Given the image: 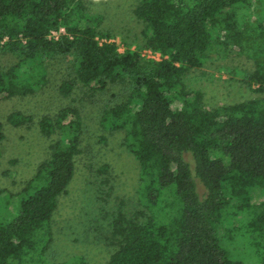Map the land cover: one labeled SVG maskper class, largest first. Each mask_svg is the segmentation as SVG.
<instances>
[{"label": "trees", "instance_id": "obj_1", "mask_svg": "<svg viewBox=\"0 0 264 264\" xmlns=\"http://www.w3.org/2000/svg\"><path fill=\"white\" fill-rule=\"evenodd\" d=\"M255 1L259 12L249 19L240 9L251 0H136L133 12L143 26L138 46L160 53L152 58L129 42L119 50L108 33L86 23L83 0H0V56L16 58L0 64V99L42 89L53 63L67 70L59 84L63 95L78 83L92 90L112 83L123 88L125 99L104 107L100 123L123 130L122 143L139 164V196L147 214L111 222L117 248L106 264H243L219 235L232 197L239 200L235 210H246L247 227L264 250V198L250 203L252 188L264 185V0ZM231 52L252 60L241 81L261 95L207 107L201 90L189 87L184 75L213 53ZM7 117L14 125L33 120L21 111ZM38 124L60 139L23 187L16 212L0 219V264L20 259L37 229L50 227L58 197L75 173L83 129L79 109L64 105ZM4 136L0 120V140ZM36 178L43 182L29 192Z\"/></svg>", "mask_w": 264, "mask_h": 264}, {"label": "rangeland", "instance_id": "obj_2", "mask_svg": "<svg viewBox=\"0 0 264 264\" xmlns=\"http://www.w3.org/2000/svg\"><path fill=\"white\" fill-rule=\"evenodd\" d=\"M83 1L88 13L86 23L103 34L108 33L119 50L123 51L129 42V47L138 48L146 57H160L159 52L138 46L143 41V26L133 12L136 0ZM240 11L254 19L259 4L251 0L250 6ZM212 33L216 35L218 29L212 28ZM15 60L11 54L0 56L2 66L11 65ZM253 66L252 60L243 54L231 52L218 56L213 53L201 66L189 68L184 80L189 87L201 90L207 107L233 103L261 95L241 81L242 74ZM65 77L64 65L53 63L48 67V82L42 89L0 99V120L5 134L0 140V219L16 212L18 198L25 193L23 187L36 175L39 164L50 156V144L60 139L57 133L41 132L40 117H55L60 107L73 105L79 109L83 125L75 173L66 191L58 197L50 227L37 229L27 253L20 259L11 257L9 264H106L117 248L111 222L120 215L144 219L147 214L139 196V164L122 143L123 130L107 129L100 123L104 107L125 99L123 88L112 83L104 89L92 90L78 83L68 95H63L59 84ZM174 104L178 105V101ZM14 111L30 114L33 120L14 125L7 117ZM184 157L193 170L190 152ZM193 176L198 192L203 195L204 186L194 172ZM42 182L36 178L28 191ZM262 198L264 185L253 187L250 203L256 204ZM238 202L232 197L223 211L221 242L230 255L243 264H264V250L247 227L246 210H235L232 206ZM162 205L155 207L158 213L162 212Z\"/></svg>", "mask_w": 264, "mask_h": 264}]
</instances>
